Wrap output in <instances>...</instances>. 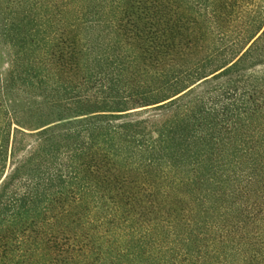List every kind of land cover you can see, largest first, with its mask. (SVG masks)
<instances>
[{"label":"trees","instance_id":"16d2710c","mask_svg":"<svg viewBox=\"0 0 264 264\" xmlns=\"http://www.w3.org/2000/svg\"><path fill=\"white\" fill-rule=\"evenodd\" d=\"M0 264H264V0H0Z\"/></svg>","mask_w":264,"mask_h":264}]
</instances>
